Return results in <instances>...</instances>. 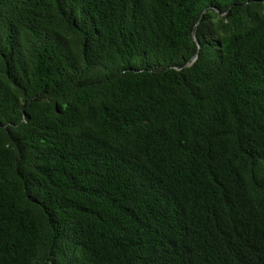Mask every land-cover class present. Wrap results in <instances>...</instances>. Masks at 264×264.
I'll list each match as a JSON object with an SVG mask.
<instances>
[{"label": "trees", "instance_id": "16d2710c", "mask_svg": "<svg viewBox=\"0 0 264 264\" xmlns=\"http://www.w3.org/2000/svg\"><path fill=\"white\" fill-rule=\"evenodd\" d=\"M0 264H264V0H0Z\"/></svg>", "mask_w": 264, "mask_h": 264}, {"label": "water", "instance_id": "95a60500", "mask_svg": "<svg viewBox=\"0 0 264 264\" xmlns=\"http://www.w3.org/2000/svg\"><path fill=\"white\" fill-rule=\"evenodd\" d=\"M219 14H223V13H219ZM193 39H194V41H195V43H196V45H197V47L199 48L200 47V45H199V42H198V40L196 39V37H195V32H193ZM196 57H197V55H195L194 57H192V59H191V61H190V63L189 64H191L195 59H196ZM189 64H187V65H189Z\"/></svg>", "mask_w": 264, "mask_h": 264}]
</instances>
